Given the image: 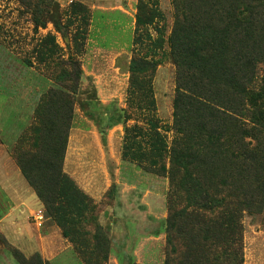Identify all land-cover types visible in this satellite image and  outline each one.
Wrapping results in <instances>:
<instances>
[{"label":"rangeland","instance_id":"374dc122","mask_svg":"<svg viewBox=\"0 0 264 264\" xmlns=\"http://www.w3.org/2000/svg\"><path fill=\"white\" fill-rule=\"evenodd\" d=\"M248 9L264 19L263 0H0V171L45 213L26 250L0 233V264H264V59L235 111L253 160L231 159L225 125L220 147L185 158L175 117L192 96L176 22L190 12L212 34ZM213 58L198 62L219 104L229 68Z\"/></svg>","mask_w":264,"mask_h":264},{"label":"trees","instance_id":"16d2710c","mask_svg":"<svg viewBox=\"0 0 264 264\" xmlns=\"http://www.w3.org/2000/svg\"><path fill=\"white\" fill-rule=\"evenodd\" d=\"M229 2H234V0H229ZM231 7L233 10L236 9V12L239 11L237 4L233 3ZM247 11L249 12L248 17L245 20H238L235 28L215 29L212 30V34L204 28L206 22L204 17L196 21V17L190 12V15H185L183 21L176 22L171 45L173 48H181L182 62L187 66L186 68L185 65L184 67L180 65L182 69L179 73V88L192 94L191 97L185 96L186 105H180V100L185 94H180L175 102L178 131L186 136L184 146L180 149L185 158H199L203 149L220 147L224 136L216 135V132L219 127L225 125L226 135L228 133L229 136L227 144L229 143L233 153L231 159L237 160L238 156L235 152L239 151L245 154L246 159H254L252 144L245 142L246 132L243 130L242 122L236 118L237 113L235 112L236 110L239 112L238 107L243 101V98H240L247 93V85L254 82L255 70L264 59V48L260 47L262 46L260 40L258 38L252 40L249 37V33L255 27V22H260L261 25L257 37L264 34V19L262 20L261 14L258 19L254 10L248 9ZM243 15L244 12L240 14V16ZM190 16L191 19H189ZM193 28L200 29L201 33L197 37L187 38V32ZM202 28L205 30L203 31ZM190 33L192 34L193 31ZM211 51L215 52V58L211 59V62L222 63L229 68V73L225 72L222 76L225 82L224 88L230 90L231 94H228L225 102H219V104H214L216 97L214 91L211 90V71L203 72L204 67L209 65L198 62ZM191 65H194L192 69L189 68ZM197 65H201L202 68H198ZM188 106L191 107V111L185 112ZM215 154L218 155V152ZM63 181L64 179L59 177L56 186ZM36 195L40 200L37 193ZM81 199L84 200V198Z\"/></svg>","mask_w":264,"mask_h":264},{"label":"crops","instance_id":"0c3cea01","mask_svg":"<svg viewBox=\"0 0 264 264\" xmlns=\"http://www.w3.org/2000/svg\"><path fill=\"white\" fill-rule=\"evenodd\" d=\"M3 169L0 171V178H3L0 181V201L2 204L4 202L6 204L9 201L10 205L8 206L12 207L3 215H0V233L3 234L7 241L9 234L15 235L12 245L18 249L26 250L29 245L34 244V241H38L37 238L34 240L32 235L33 224L31 221L34 220L37 210H43V205L26 180L23 182L20 178L14 177L13 174L6 171V166H3ZM16 171L18 169H15ZM11 219L12 221L10 222ZM65 249L68 250V248ZM56 258L54 255L52 258L47 257L45 259L52 261ZM52 264H55V262L52 261Z\"/></svg>","mask_w":264,"mask_h":264},{"label":"built area","instance_id":"2783aa9c","mask_svg":"<svg viewBox=\"0 0 264 264\" xmlns=\"http://www.w3.org/2000/svg\"><path fill=\"white\" fill-rule=\"evenodd\" d=\"M34 220L39 227L42 226L45 221V213L43 211L38 212L34 217Z\"/></svg>","mask_w":264,"mask_h":264}]
</instances>
